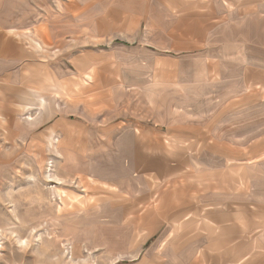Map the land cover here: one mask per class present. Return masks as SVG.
Wrapping results in <instances>:
<instances>
[{
    "label": "rangeland",
    "instance_id": "obj_1",
    "mask_svg": "<svg viewBox=\"0 0 264 264\" xmlns=\"http://www.w3.org/2000/svg\"><path fill=\"white\" fill-rule=\"evenodd\" d=\"M159 4L0 0V264L263 253L245 195L264 178V81L243 82L261 49L223 69L182 49L193 11L174 12L167 36Z\"/></svg>",
    "mask_w": 264,
    "mask_h": 264
},
{
    "label": "crops",
    "instance_id": "obj_2",
    "mask_svg": "<svg viewBox=\"0 0 264 264\" xmlns=\"http://www.w3.org/2000/svg\"><path fill=\"white\" fill-rule=\"evenodd\" d=\"M185 1L153 0V4L160 3V6L156 5L157 9L163 12L167 18L165 22L167 36L171 35L173 37L174 31H176L172 25L174 12L179 10L183 12L185 10L193 11L192 14L187 13V19L181 18L183 27H187L183 28L181 34L182 49L190 51L191 49H197L192 51L204 53L210 51L214 56V64L219 65V67L224 69L227 66H236L244 67L246 70L250 63L242 64V62L243 60H249L250 56L253 60L255 49L252 48L256 46L259 50L261 49V57L256 58L260 63V67L254 68V64H251L255 71L250 70L248 74L244 72L243 82L248 89L249 82L253 81L254 77L258 78L259 81H264V71H262L264 69V0H257L255 4L248 3V0L246 2L242 0V4L233 6L230 9L224 6L223 3L226 5L231 4L232 0H194L193 3L188 4ZM36 46L39 48L38 44ZM10 48L6 39H0V53L4 54ZM13 52H16L15 49L12 50V54ZM206 57L208 59L210 56ZM216 71L221 73V71ZM30 92L33 97L36 94L39 107L44 108V98L37 94L38 91L31 90ZM242 108L233 112L238 113ZM248 186H251L252 191L245 195L247 198L246 214L250 215L252 213V216L256 214L257 217L263 218L264 178L263 180L251 181ZM254 206L257 210H253ZM246 250L245 258L242 257L245 260L244 264H264V248L261 254H255L252 246L247 247ZM249 250H251V257ZM248 257L250 258L246 260Z\"/></svg>",
    "mask_w": 264,
    "mask_h": 264
}]
</instances>
